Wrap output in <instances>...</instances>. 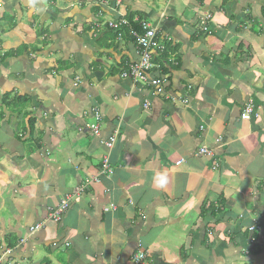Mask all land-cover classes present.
Masks as SVG:
<instances>
[{
    "label": "crops",
    "instance_id": "obj_1",
    "mask_svg": "<svg viewBox=\"0 0 264 264\" xmlns=\"http://www.w3.org/2000/svg\"><path fill=\"white\" fill-rule=\"evenodd\" d=\"M130 18L172 40L146 83L111 26ZM9 93L35 112L26 141ZM108 152L113 176L71 196ZM0 242L6 264H264V0H0Z\"/></svg>",
    "mask_w": 264,
    "mask_h": 264
},
{
    "label": "built area",
    "instance_id": "obj_2",
    "mask_svg": "<svg viewBox=\"0 0 264 264\" xmlns=\"http://www.w3.org/2000/svg\"><path fill=\"white\" fill-rule=\"evenodd\" d=\"M210 18V17H208ZM208 18H206L207 20H209ZM201 24L203 26H205L204 24H206V20L201 21ZM111 26L116 29L119 30L121 27L126 26V27H130L129 23L127 20H123L117 23H111ZM141 29H142V34H138L137 32L131 30L130 33L133 37H135L137 39L136 45H137V55L139 60L138 66L135 67L134 74L136 76V81L139 80L141 82L145 81V75L148 73V71H150L154 66L152 65V60H153V55L155 54L156 51H159L161 49H163V45L157 41L158 35H157V30L155 28H153L149 23L145 22V21H141ZM167 39L169 41H171L170 38L167 37ZM144 72V74H143ZM146 83V82H144ZM167 83V80L163 83L164 87ZM149 85H151V87L154 88L155 92L157 94H163V90H162V81L161 78H156L155 80H153L152 82H148ZM258 111L253 103L252 100L248 101L243 108L242 111V115H241V119L244 121H251L252 119L258 117ZM116 133L115 136L113 138H111V143L109 144V149L112 150L114 148L115 141H116ZM217 143L220 144L221 143V138L217 139ZM196 156L198 157H215V152L210 149L207 146H202L198 149V151L196 152ZM113 168L111 167V162H110V158L109 156L104 158V162H103V166L101 168V170L99 171V173L89 179H87L84 183V185H82L81 187L77 188V190L75 191V194H71V196H75L78 193H82L85 191V189H87L89 186L97 184L101 181L102 178H111L112 175V170ZM214 169H218V163H215V167ZM71 196H69V198H71ZM70 207V203L68 202H62L61 206L55 210H53L49 215V219H55V220H59L61 219V216L63 214V212L67 211ZM106 212H109L110 210H115L114 206H110L109 208L105 209ZM44 229V224H37L35 226H33L30 229V233L31 234H35L37 231ZM257 231V226H251L249 228V232L251 233V235L254 234L253 237H251L249 239V245L251 247L254 246V243H257V239L255 237V233ZM212 234V232H210V235ZM24 242V241H22ZM14 253V249L8 247L7 245H5L4 243L0 242V264H6L9 259L12 257ZM245 253H248V249H246ZM146 259V255L145 254H140L138 256L135 257V262L136 263H140L143 260Z\"/></svg>",
    "mask_w": 264,
    "mask_h": 264
},
{
    "label": "trees",
    "instance_id": "obj_3",
    "mask_svg": "<svg viewBox=\"0 0 264 264\" xmlns=\"http://www.w3.org/2000/svg\"><path fill=\"white\" fill-rule=\"evenodd\" d=\"M141 20L139 22H134L130 18V20H129L130 21V24H129L130 27H125L126 33H128V31L130 32L131 30H133V31L137 32L139 35L142 34L143 32H142V29L140 27L141 26ZM130 35H131V33H130ZM133 38L137 42V39L135 37H133ZM157 41L163 45V49L156 51L155 54L153 55V58L157 59L156 63L155 62L153 63L154 69L155 70L157 69L159 71L161 68V69H163L164 72H166L167 70H165V63H168V59L170 57H169V52H167V47H165L166 46L165 42H168L169 40L167 39V37H165V38H157ZM170 42H172V40ZM169 48H170V46H169ZM173 48H171L170 51L173 52L174 51ZM152 62H153V60H152ZM2 104H3L2 105V108H3L2 112H4V109L10 110L13 113L17 111V112L22 113V116L20 114V118L22 119V121L26 122L25 119L27 117H29L28 123L29 122L32 123V122L36 121L35 120L36 118L34 117L35 112L33 113L32 111H29L31 108V102H30L29 98H23V97H19L18 95H15L13 93H9V94L4 95L3 100H2ZM22 121L19 120V122H18L19 127H17L16 133L20 132L21 131L20 128H22V131L24 132V134H23L22 138H20V137L19 138L23 141H26L27 139H30L29 132H27V131H29L27 129V126H29V125L27 122L25 124H23ZM25 132H27V133H25ZM89 193H91V192H89ZM212 204L213 203H210L208 207L206 205L205 207H207L208 209H204V211H202L201 216L204 219L208 216H215L216 213L218 212V210H215L213 208ZM256 237L258 239V235H256ZM257 243H258V241H257Z\"/></svg>",
    "mask_w": 264,
    "mask_h": 264
},
{
    "label": "clouds",
    "instance_id": "obj_4",
    "mask_svg": "<svg viewBox=\"0 0 264 264\" xmlns=\"http://www.w3.org/2000/svg\"><path fill=\"white\" fill-rule=\"evenodd\" d=\"M243 108H244V107H243ZM116 134H117V135H116V141H115V143L118 142V137H119L118 133H116ZM114 136H115V133H114L113 137H114ZM113 137H111V138H113ZM111 138H110L109 141L105 144V147H106V149H108V150H110L108 146H109V144L111 143ZM103 140H104V139H103ZM102 143H103V141H102ZM112 150H113V149H112ZM112 150H110V151H112ZM212 150H213V149H212ZM213 151H214V150H213ZM214 152H215V151H214ZM108 156H109V158H110V162H111V152H108ZM106 157H107V156H106ZM103 162H104V159H103ZM103 162H102V164H101V168H102V166H103ZM178 163H181V162H178ZM111 176H113V174H112ZM76 189H77V188H76ZM110 206H114V207H115V205H113V204H111ZM108 208H109V207H108ZM115 209H116V207H115ZM50 213H51V212H50ZM50 213H49V214H50ZM49 216H50V215H48V219H47L49 222L52 223V222L56 221L55 219H51V220H50V219H49ZM46 222H47V221H46ZM46 222L43 223V224H44V228H45V226H46ZM47 223H48V222H47ZM41 224H42V223H41ZM254 225H256V224H254ZM250 227H251V226H250ZM250 227H249V228H250ZM249 228H248V231H249ZM257 229H258V226H257ZM42 230H43V229H42ZM210 232H212L211 235H210ZM210 232H209V236H213V231L210 230ZM29 234H30V235H33V234H31L30 232H29ZM256 235H257V231H256V233H255V236H256ZM256 239H257V238H256ZM140 254H145V253H140ZM140 254H139V255H140ZM137 256H138V255H137ZM134 259H135V257H134ZM134 259H133V262H135ZM144 261H146V259L143 260V261L140 262V263H136V262H135V263H136V264H142Z\"/></svg>",
    "mask_w": 264,
    "mask_h": 264
},
{
    "label": "bare ground",
    "instance_id": "obj_5",
    "mask_svg": "<svg viewBox=\"0 0 264 264\" xmlns=\"http://www.w3.org/2000/svg\"><path fill=\"white\" fill-rule=\"evenodd\" d=\"M91 178V177H90ZM84 183H85V181L83 182V183H81L77 188H79V187H81L82 185H84ZM98 184V183H97ZM90 187V186H89ZM88 187V188H89ZM87 188V189H88ZM87 189H85V191L84 192H82V193H78L77 195H76V198H77V200L79 201V199L84 195V193L87 191Z\"/></svg>",
    "mask_w": 264,
    "mask_h": 264
},
{
    "label": "rangeland",
    "instance_id": "obj_6",
    "mask_svg": "<svg viewBox=\"0 0 264 264\" xmlns=\"http://www.w3.org/2000/svg\"><path fill=\"white\" fill-rule=\"evenodd\" d=\"M18 133H19L20 138H22L24 133H22L21 131L18 132ZM29 137H30V136H29ZM27 140H28V139H27ZM137 149H139V148L137 147ZM140 149H141V147H140ZM140 149H139V150H140ZM143 149H144V148H143ZM145 154H147L146 151H145ZM142 157H143V156L140 157L141 160H142ZM256 245H257V243L254 244V246H256Z\"/></svg>",
    "mask_w": 264,
    "mask_h": 264
}]
</instances>
